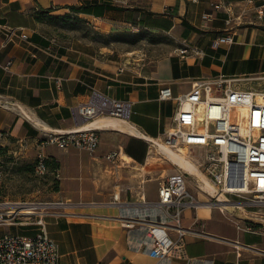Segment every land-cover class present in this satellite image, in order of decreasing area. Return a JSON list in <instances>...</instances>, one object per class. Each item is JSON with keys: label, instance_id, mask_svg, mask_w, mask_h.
<instances>
[{"label": "crops", "instance_id": "obj_1", "mask_svg": "<svg viewBox=\"0 0 264 264\" xmlns=\"http://www.w3.org/2000/svg\"><path fill=\"white\" fill-rule=\"evenodd\" d=\"M88 5H96L89 8L101 16L79 15L99 31L134 27L151 34V46L144 52L109 49L78 38L61 42L41 31L36 19L43 10L63 15L70 7ZM228 29L234 42L213 49L212 40ZM7 30L14 33L9 40ZM7 63V69H0V131L9 136V155L26 158L33 153L35 158L41 152L59 163L58 191L51 202L64 206L45 217L57 244L58 264H168L134 250L127 231L109 218L118 209L107 203L115 193L123 201L133 200L139 181L135 189H125L120 181L134 175L122 174L151 163V141L162 140L171 124L176 101L159 100L162 88L176 98L195 80L222 78L241 90H264V19L244 0H0V65ZM91 90L129 101L128 120L101 117L88 123L100 134L93 154L38 147L47 133L85 126L74 120L73 108L87 102ZM112 150H120L124 159L117 166L104 158ZM169 157L178 167H191L179 154ZM42 210L38 207L36 215ZM35 216L0 226V235H34ZM183 222L191 230L186 258L170 264H264L261 224L253 231L237 229L232 211L222 215L207 206L186 211Z\"/></svg>", "mask_w": 264, "mask_h": 264}, {"label": "built area", "instance_id": "obj_2", "mask_svg": "<svg viewBox=\"0 0 264 264\" xmlns=\"http://www.w3.org/2000/svg\"><path fill=\"white\" fill-rule=\"evenodd\" d=\"M244 2L253 6L259 19H264V1L259 5H254L255 0ZM209 17L203 14V18ZM225 24L230 26L231 19ZM6 35L9 40L14 33L7 30ZM19 36L27 38L25 34ZM233 42V34L228 29L226 35L212 40L211 47L217 49ZM181 53H187V50L183 49ZM9 65H0V69H7ZM227 81L222 78L198 79L186 94L176 98L168 87L159 91V100H175L176 108L162 140L151 141V144L156 147L160 142L170 149L194 150L199 158L190 161L196 169L195 175L177 166L176 172L161 178L152 199L143 189L144 181L133 200L123 201L118 193L112 195L107 205L116 207L118 214L109 218L127 231L134 250L168 264L183 260L186 258V237L191 232L183 222L186 211L200 206L217 208L222 214L228 208L264 209V90H241ZM130 112L129 101L109 98L91 90L88 101L73 108L74 120L85 126L47 133L37 141V146H55L61 150L74 148L93 154L99 147L100 134L97 127L88 123L101 117L128 120ZM8 137L0 131V158L5 152L9 154ZM104 158L113 166L124 161L120 150H112ZM45 160L43 153L35 155L34 169L39 176L48 172ZM187 174L194 176L192 188L196 193L188 187ZM54 177H58L57 172ZM4 178L5 170L0 165V226L31 220L38 207L43 210L35 216L33 223L37 231L34 235H0V264H58L57 244L48 234L45 217L54 207L64 206V203L7 201L3 195ZM27 206L35 213L27 215Z\"/></svg>", "mask_w": 264, "mask_h": 264}, {"label": "rangeland", "instance_id": "obj_3", "mask_svg": "<svg viewBox=\"0 0 264 264\" xmlns=\"http://www.w3.org/2000/svg\"><path fill=\"white\" fill-rule=\"evenodd\" d=\"M55 16H59V18H54ZM39 23L41 24V31L61 42L78 38L109 49L119 47L139 48L144 52L151 46V34H148L146 31L135 30L134 27L116 25L115 32H101L88 19L71 12L63 15L55 13L43 14ZM232 118L236 120L235 115ZM48 148L52 149L55 146H48ZM172 150L174 153L181 155L191 165L190 168H181L195 175V167L191 162L199 158L198 153L187 149H181L180 151H177V149ZM34 159L33 153H30L26 158L14 157L6 152L2 154L0 165L5 170L3 195L7 201L22 203H45L52 201V193L58 191V180L54 178L55 173L49 169L45 175H37L34 169ZM127 171L122 175L124 177L134 175L133 178L129 180L122 179L120 184L125 189H135L138 184L136 182L139 181V185H141V181L144 179V184H142L143 189L149 198H153L156 194L158 182L162 177L176 172L177 166L174 164L172 157H168L163 150L152 145L151 163L144 170L134 169ZM192 175L187 174V179L189 180L188 187L192 192L196 193L192 188V184H195L194 176ZM81 204L80 206H84L83 203ZM89 205L96 204L92 203ZM229 211H232L236 215V220L239 222L236 223L238 227H250L255 230L258 229L260 224L261 227H264L262 226L264 225V209L250 208L241 211L230 208L225 210L222 215H226Z\"/></svg>", "mask_w": 264, "mask_h": 264}, {"label": "trees", "instance_id": "obj_4", "mask_svg": "<svg viewBox=\"0 0 264 264\" xmlns=\"http://www.w3.org/2000/svg\"><path fill=\"white\" fill-rule=\"evenodd\" d=\"M89 6H96V5H88V6H79V7H70V11L71 13L73 14H79V13H85V14H93L95 16H101L100 15V11L99 10H95V11H91ZM52 10L51 9H47V10H43V11H40L36 17V19L38 21L41 20V16L43 14H49L51 13ZM54 18H59V16H55ZM45 164L48 168V170L50 169L52 172H57L58 168H59V163L57 161H55L53 158H46L45 160Z\"/></svg>", "mask_w": 264, "mask_h": 264}, {"label": "bare ground", "instance_id": "obj_5", "mask_svg": "<svg viewBox=\"0 0 264 264\" xmlns=\"http://www.w3.org/2000/svg\"><path fill=\"white\" fill-rule=\"evenodd\" d=\"M155 142V141H154ZM159 144V146H156V147H158V148H160L161 150H163V151H166V155L169 157V155H176V156H178V154H173L174 152H173V150L172 149H170L169 147H166L165 145H163V144H161L160 142L158 143ZM171 150H172V153H171ZM181 149H178L177 151H180ZM26 211H25V213H27V215H31L32 213H35V211L34 210H32V207L31 206H27L26 208ZM222 210L224 211V209L222 208Z\"/></svg>", "mask_w": 264, "mask_h": 264}]
</instances>
